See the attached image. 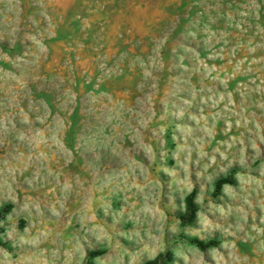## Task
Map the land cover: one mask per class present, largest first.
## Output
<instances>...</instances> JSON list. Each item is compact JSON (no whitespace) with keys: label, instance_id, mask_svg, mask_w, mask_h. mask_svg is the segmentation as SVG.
I'll return each instance as SVG.
<instances>
[{"label":"clouds","instance_id":"obj_1","mask_svg":"<svg viewBox=\"0 0 264 264\" xmlns=\"http://www.w3.org/2000/svg\"><path fill=\"white\" fill-rule=\"evenodd\" d=\"M0 264H264V0H0Z\"/></svg>","mask_w":264,"mask_h":264}]
</instances>
